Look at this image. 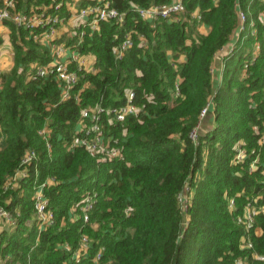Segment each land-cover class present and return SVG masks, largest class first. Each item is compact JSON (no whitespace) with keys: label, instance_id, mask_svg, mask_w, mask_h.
Wrapping results in <instances>:
<instances>
[{"label":"trees","instance_id":"obj_1","mask_svg":"<svg viewBox=\"0 0 264 264\" xmlns=\"http://www.w3.org/2000/svg\"><path fill=\"white\" fill-rule=\"evenodd\" d=\"M63 1L57 11L54 0H18L16 9L58 13L67 24L75 20L68 2L76 12L107 2L122 19L71 26L73 35L52 43L39 35L43 27L4 21L13 64L0 72V207L15 225L1 232L0 264H264V0H183L184 13L154 20L139 9L176 0ZM237 1L246 30L234 36ZM128 35L118 59L113 48ZM4 42L0 33V52ZM60 44L93 66L69 64L79 80L67 99L61 80L36 72L55 62ZM131 93L141 111L116 120L113 109ZM85 107L105 111L106 147L95 155L72 144ZM44 182L55 223L41 230L33 195ZM89 193L97 199L85 221L80 204ZM249 206L257 214L246 230L238 217ZM83 236L89 248L77 262Z\"/></svg>","mask_w":264,"mask_h":264},{"label":"built area","instance_id":"obj_2","mask_svg":"<svg viewBox=\"0 0 264 264\" xmlns=\"http://www.w3.org/2000/svg\"><path fill=\"white\" fill-rule=\"evenodd\" d=\"M18 0H0V26H4L5 20H12L19 26H24L29 29L43 27L45 28L44 32L39 34L44 40H49L51 43L58 37L63 34L61 28L65 24V17L59 15L58 13H48L46 10L43 12H24L16 9V4ZM64 5L63 0H54V4L51 5V8H54L57 11L61 6ZM69 8L72 11V18L75 20L77 17L82 19L79 21L77 26L81 24L89 25L90 28L96 29L99 27V22L105 19H120L121 13L116 9L112 8L109 3H97L88 7L82 8L80 11L76 12L74 7L70 6ZM185 6L183 0H176L171 4H163L160 6H151L148 8L139 9V14L144 19H158L160 18H176L178 14L184 11ZM235 10L239 18V28L240 33L246 30V14L241 10L239 1L235 3ZM250 25H254V21L250 22ZM237 30V32H238ZM73 35V31L68 30ZM254 34V31L251 32ZM84 35V32L81 33ZM132 41L130 35L122 42L121 45L115 46L113 48L114 53L117 58L120 59L123 57L125 51L129 46H131ZM259 46H257V49ZM54 54L56 56L55 62L48 63L46 65H40L37 68V74L40 76L53 75L65 84L64 92L62 94L63 99H67L70 96V88L75 82L79 80V75L77 71L71 70L69 64L75 61L77 63L78 70L92 68V61L85 55H81L76 51L71 50L66 47L65 44H60L59 46L54 47ZM225 49H222L224 52ZM221 52V53H222ZM219 53V55H223ZM69 54L66 60L64 58ZM1 57V53H0ZM2 68H0V72ZM134 98V93L129 95V103L120 107L113 109L115 119L118 121H124L129 115H138L141 111V107L132 103ZM209 105L203 109L201 117L204 118L209 112ZM104 109L101 107H85L82 109L81 120L78 123L76 129V135L73 138V146H82L86 147L93 155L104 150L105 145V136H104V127L102 123V114ZM89 122L88 125L84 124V121ZM42 133H46V130H42ZM197 131H193L192 137L195 138ZM107 153L110 156H118L119 152L116 150H107ZM245 156L243 150L239 151L237 154V160H242ZM36 154L34 151L28 152L22 159V164L24 166L28 165L34 158ZM256 166L254 163L250 165V170L254 169ZM17 176H26V170L21 169L18 171ZM52 181V180H51ZM46 182L42 183L38 188H36L33 199H34V208H35V218L39 224V228L42 230L45 227L53 225L55 223V216L53 211L49 208V199L46 197L44 192V187ZM97 199V194L89 193L85 196L82 203L80 204V210L83 212L84 220H89L90 211L93 209L95 201ZM232 207V201L230 204ZM257 214V209L255 207L249 206L244 210V213L238 217V223H242L246 230L250 229L254 222V217ZM15 225V219L11 211L6 207H0V239L1 232L8 228H13ZM257 233V231H256ZM89 237L83 236V239L80 242L79 247L74 251L73 258L74 261L79 262L83 257L82 254L86 253L89 248ZM247 246L252 247V244L247 240ZM103 249L101 248L97 255L96 261L101 260ZM260 260H264V255L257 256ZM1 262V259H0ZM64 264H70L65 262ZM237 264H241L240 261H237Z\"/></svg>","mask_w":264,"mask_h":264},{"label":"crops","instance_id":"obj_3","mask_svg":"<svg viewBox=\"0 0 264 264\" xmlns=\"http://www.w3.org/2000/svg\"><path fill=\"white\" fill-rule=\"evenodd\" d=\"M78 21H82L81 20H73L70 19L69 22L67 24H64V26L61 28V30L63 32H66L68 30H70L71 26H77V24L79 23ZM1 57H0V68L5 69L4 71H7L8 69L11 68L12 64H13V57L11 55H9L10 51H5L4 49L1 50ZM68 57H70L69 54L66 55V57L64 58V60H66ZM88 58H90L89 56H87ZM216 65L218 66V68L216 67ZM221 66V62H217V64L215 63V73L219 72ZM216 76V75H215ZM217 76H221V73L218 74ZM207 125V124H206Z\"/></svg>","mask_w":264,"mask_h":264},{"label":"rangeland","instance_id":"obj_4","mask_svg":"<svg viewBox=\"0 0 264 264\" xmlns=\"http://www.w3.org/2000/svg\"><path fill=\"white\" fill-rule=\"evenodd\" d=\"M71 6V5H70ZM185 10V9H184ZM183 12V11H182ZM181 12V13H182ZM181 13H179V14H181ZM184 13V12H183ZM179 14H178V16H179ZM160 18V17H159ZM120 19H122V16H121V18ZM77 20H81L79 17H77ZM258 20H259V22L260 23H262V22H264V11L263 12H261L259 15H258ZM79 22V21H78ZM254 23L256 24L257 22H255L254 21ZM206 30H208V28L205 26V28L203 27V28H201V32L202 33H205L206 32ZM0 33H1V35L3 36V38H4V40H5V42H4V46H3V49L5 50V51H10V53H9V55H11V56H13L12 55V51H11V45H10V41L8 40L9 38H8V29L5 27V26H0ZM240 34V31L238 30V32H236L235 34H234V36H237V35H239ZM145 40V39H144ZM145 43V42H144ZM229 49H231V47L229 48ZM220 53L222 52V49L219 51ZM226 52L227 51H224V52H222L221 54H226ZM217 62L220 60V57H219V54L217 55ZM221 61V60H220ZM217 62H216V64H217ZM223 62V61H222ZM237 65V58L235 59V62H234V65L233 66H236ZM216 67L218 68V66L216 65ZM216 69V68H215ZM220 69H223V64L220 66ZM5 69H2V71H4ZM244 151V150H243ZM245 152V151H244Z\"/></svg>","mask_w":264,"mask_h":264}]
</instances>
